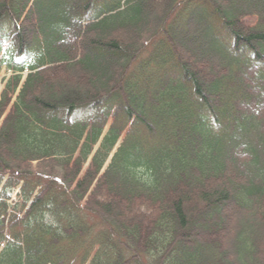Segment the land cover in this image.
<instances>
[{
  "label": "trees",
  "instance_id": "1",
  "mask_svg": "<svg viewBox=\"0 0 264 264\" xmlns=\"http://www.w3.org/2000/svg\"><path fill=\"white\" fill-rule=\"evenodd\" d=\"M0 75V264H264V0H0Z\"/></svg>",
  "mask_w": 264,
  "mask_h": 264
},
{
  "label": "rangeland",
  "instance_id": "2",
  "mask_svg": "<svg viewBox=\"0 0 264 264\" xmlns=\"http://www.w3.org/2000/svg\"><path fill=\"white\" fill-rule=\"evenodd\" d=\"M2 79H3V75H0V95H1V89H2ZM17 195H16V192L13 194V198H15Z\"/></svg>",
  "mask_w": 264,
  "mask_h": 264
}]
</instances>
